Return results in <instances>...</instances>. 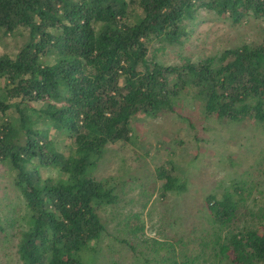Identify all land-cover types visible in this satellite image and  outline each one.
<instances>
[{"label":"trees","instance_id":"16d2710c","mask_svg":"<svg viewBox=\"0 0 264 264\" xmlns=\"http://www.w3.org/2000/svg\"><path fill=\"white\" fill-rule=\"evenodd\" d=\"M202 10L264 19V0H0V38L29 35L14 57L0 56V164L31 213L21 264H90L83 252L106 235L98 211L118 200L114 180L95 171L110 144L133 139L136 116L179 112L191 94L208 118L264 122V38L182 65L151 53L184 45ZM53 128L71 140L67 153ZM49 168L58 175L44 178ZM158 176L163 195L186 190L171 171ZM250 194L236 183L208 197L219 264H264V223L235 226Z\"/></svg>","mask_w":264,"mask_h":264},{"label":"rangeland","instance_id":"374dc122","mask_svg":"<svg viewBox=\"0 0 264 264\" xmlns=\"http://www.w3.org/2000/svg\"><path fill=\"white\" fill-rule=\"evenodd\" d=\"M0 38V56L14 57L26 45V30ZM264 38V19L247 16L241 22L202 10L194 33L181 46L158 50L156 61L182 65ZM129 143L110 144L95 171L98 179L114 180L117 203L99 209L106 235L83 252L90 264H173V255L197 258L195 264H219L212 248L208 197L220 195L236 183L251 194L241 210V221L251 227L264 223V122L245 119L220 121L206 117L189 94L179 112L151 118L138 115L132 122ZM58 146L68 152L67 134L50 130ZM165 168L186 185V190L163 195ZM44 178L57 170L43 169ZM31 213L14 182V173L0 164V264H21L18 243L29 229ZM183 245L178 246L177 242ZM175 244L176 251L169 249Z\"/></svg>","mask_w":264,"mask_h":264}]
</instances>
